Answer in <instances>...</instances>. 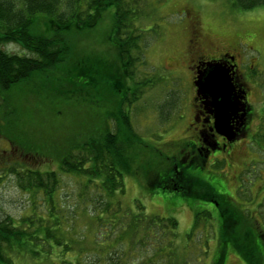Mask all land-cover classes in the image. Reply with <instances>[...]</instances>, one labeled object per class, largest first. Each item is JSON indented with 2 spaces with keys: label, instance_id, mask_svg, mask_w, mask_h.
<instances>
[{
  "label": "rangeland",
  "instance_id": "rangeland-1",
  "mask_svg": "<svg viewBox=\"0 0 264 264\" xmlns=\"http://www.w3.org/2000/svg\"><path fill=\"white\" fill-rule=\"evenodd\" d=\"M128 1L139 11V16L133 18V26L144 31L140 33L142 41L139 40L144 65L136 63L133 68L135 82L128 79L127 85L130 89L136 88L142 84V79H148L150 84H142L143 93L136 95L138 98L135 100L131 92L125 97L127 100L130 96V102L124 103V110L130 115L134 131L143 142L133 150L134 154L140 151L138 158L133 155L134 162L130 163L134 174H126L125 192L123 195L117 193L114 201H120L124 208L134 209L136 200H139L148 214L174 216L179 222L182 240L192 229L197 211H213L214 218L218 216L216 202L191 197L186 201L184 196L168 188H153L150 181L154 174L166 173L172 165L171 157L177 156L185 143L193 138L190 125L192 73L182 65H185L183 52L188 31L194 21L193 16H196L206 47H210L208 39H214L224 51L231 50L238 55L242 71L247 75V85L252 89L250 102L255 108L256 118L250 134L237 141L235 154L229 162L216 166L213 160H209L207 167L191 168L190 171L201 175L200 178L210 184L219 183L220 193H230L233 199L230 197L229 200L246 215L249 214L264 231V144L261 140L264 133V5L242 10L234 0H139L138 5H133L136 0ZM110 13L106 14L107 18L99 29L81 33L78 46L79 52L92 54L109 63L115 57L108 40L112 25ZM3 49L8 54H29L14 42L3 44ZM86 79L80 80L85 88L66 85L60 99L51 91L53 83L50 80L37 85L33 82L20 96L17 95L13 115L3 118L4 107L0 108V123L16 133L17 140L21 137L25 141L24 149L31 148L33 153L30 154L40 149L42 156L35 164L32 163L33 166L39 164L43 171L60 172V185L52 202L47 201L42 191L34 195L32 191L20 188L12 174L1 181L0 220L10 216L19 224L23 217H44L47 219L44 225L49 226L55 235L47 238V244L52 247H44L43 240L28 244L21 250L17 247L11 249L9 264H106V258L112 256L116 259L117 253L123 255L121 264L140 262L143 249L136 250L139 245L130 247V239L126 236L124 248L118 251L119 234L112 232L109 223L98 221L94 214L97 193L85 187L87 177L64 173L59 168L60 154L73 150L71 146L76 141L83 144L90 136L100 137L105 120L111 129H116L115 120H107L105 115L109 108L120 107L118 97L112 95L110 88H107V93L100 88H87ZM42 87L44 90L40 93ZM0 149L11 150L6 135L0 137ZM222 153L224 155V152H216L211 159L222 158ZM19 156L15 162L21 161ZM10 160H14L12 155ZM26 160L22 159L23 162ZM149 165L158 168L149 170ZM213 225L216 228L217 222ZM200 231L203 235H210L214 229L209 225L201 227ZM203 235L198 236V241L204 242ZM55 239L62 244H57ZM199 244L203 246L202 242ZM207 248L200 252L201 256L205 253L204 264L211 262L217 254L216 237H211ZM191 253L188 259L191 264H196V256L199 255ZM226 264L248 263L230 250Z\"/></svg>",
  "mask_w": 264,
  "mask_h": 264
},
{
  "label": "trees",
  "instance_id": "trees-1",
  "mask_svg": "<svg viewBox=\"0 0 264 264\" xmlns=\"http://www.w3.org/2000/svg\"><path fill=\"white\" fill-rule=\"evenodd\" d=\"M138 4L139 0H136L133 5ZM234 4L242 10H250L264 5V0H234ZM110 11L112 25L108 40L114 48L115 57L109 63L92 54L79 52L78 46L81 33L99 29ZM136 16H139V11L128 0H0V108L4 107L3 118L16 112L13 103L17 102V95L20 96L33 82L37 85L46 79L50 80L53 83L51 91L57 93L59 99L66 85L85 88L80 84L83 77L87 78V88H100L106 93L107 88H110L112 95L118 97L120 107L109 108L105 118L114 119L116 129H111L105 120L100 137L90 136L83 144L76 141L71 146L73 150H65V155L60 154L59 168L64 173L87 177L85 187L97 193L94 214L99 222L109 223L112 232L119 234L117 250L124 248L123 239L127 236L130 247L136 244L139 245L136 250L143 249L138 264H191L188 259L191 252L199 255L196 256V264H204L205 253L201 256L200 252L203 248L208 249L211 237H216L217 254L207 264H226L230 250L248 264H263L264 231L249 214L246 215L228 199L229 195L220 193L219 183L210 184L200 178L201 175L196 172L194 175L190 171L191 168H204L198 165L199 162L192 165L189 162L182 163L180 173L175 172L172 166L168 167L174 175H178L176 186L163 184L164 178L160 174H154L150 179L153 188H168L184 196L186 201L191 197L219 203L215 207L218 214L216 218L213 211L196 212L192 229L184 240L180 238L179 222L174 216L148 214L139 200H136L134 209L124 208L120 201H114L117 193L123 195L125 192L126 174H134L130 163L134 162L133 157L138 158L140 151L136 150L138 153L134 154L133 150L143 142L134 131L130 115L124 110V103L130 102V96L125 100L130 93L127 80L134 76L131 71L135 64L143 60L139 40L142 38L140 33L144 31L136 27L134 29L133 18ZM9 42L19 44L29 54H8L3 44ZM142 84L150 83L143 81ZM140 86L131 93L134 100L138 98L136 95L143 93ZM43 90L44 87L39 92ZM15 134L0 123V137L6 135L9 138L12 150L0 149V183L12 174L20 188L32 191L34 195L42 191L47 201L52 202L60 185V172L43 171L39 164L33 166L42 156L40 149L30 154L33 153L31 148L24 149L25 141L21 137L17 140ZM261 140L264 144V133ZM11 155L14 160H10ZM18 155L21 161L15 162ZM25 158L29 163L27 160L22 161ZM175 161L170 160L172 163ZM154 167L158 168L149 165L148 169L153 170ZM225 202L229 203L228 207H225ZM45 220L44 217L34 219L31 216L23 217L19 224L10 216L0 220V264L10 263L9 253L15 247L21 250L28 244L43 240L44 247L49 245L47 238L55 235L49 226L44 225ZM215 221L216 228L213 225ZM209 225L213 226L214 231L210 235H203L200 228ZM202 235L204 242L198 241ZM55 241L62 244L57 239ZM201 242L203 246L199 244ZM113 258H106L105 263L121 264L123 255L117 253L116 259Z\"/></svg>",
  "mask_w": 264,
  "mask_h": 264
},
{
  "label": "flooded vegetation",
  "instance_id": "flooded-vegetation-1",
  "mask_svg": "<svg viewBox=\"0 0 264 264\" xmlns=\"http://www.w3.org/2000/svg\"><path fill=\"white\" fill-rule=\"evenodd\" d=\"M193 19L194 21L191 24V29L188 31L189 35L183 52L185 65H182L188 67L192 73L193 97L190 125L191 130H193V138L185 143V147L181 148L177 156L171 157L176 160L172 163L171 168L177 173L182 172V163L189 162L190 165H192L195 164V162H199L198 165L205 168L209 165V160H213L215 165L227 160L229 162L233 154H235V145L237 141L245 139L246 136L250 134L254 119L256 118L255 108L250 102L252 89L247 85V75L245 71H242V64L239 61L238 55L231 50L224 51V48H221L220 44L214 41V39H208L210 47H206L204 45L205 38L200 31L198 19L196 16H193ZM139 63L143 66L144 60L139 61ZM136 65L137 64H135V67ZM213 66H220L228 70V74L234 85V93L244 104L243 109L238 111L231 120L232 126L237 130L236 139L232 141L216 130L215 111L214 108L209 105L210 99H205L202 94L198 93V87L195 83L199 73L210 70ZM131 72L134 76H132V78L129 77V79L133 80L136 78V73L135 70ZM143 81H148V79H142L141 83ZM140 87H142V84ZM133 89L134 88L130 89L131 93ZM216 152H224V155L222 153L220 155L222 158L217 157L211 159ZM220 159H222V162ZM172 173V170L169 169L166 174H161V177L164 178L162 180L163 184L174 186L178 184V175ZM230 197L231 195L229 193L228 199H230ZM211 201L214 202V200ZM218 204L217 202V206ZM227 204L229 203H224L225 207H228Z\"/></svg>",
  "mask_w": 264,
  "mask_h": 264
},
{
  "label": "water",
  "instance_id": "water-1",
  "mask_svg": "<svg viewBox=\"0 0 264 264\" xmlns=\"http://www.w3.org/2000/svg\"><path fill=\"white\" fill-rule=\"evenodd\" d=\"M198 93L209 98L215 111L216 130L230 141L236 139L237 130L232 126L234 115L243 109L244 104L234 93V85L228 70L213 66L210 70L199 73L197 81Z\"/></svg>",
  "mask_w": 264,
  "mask_h": 264
}]
</instances>
